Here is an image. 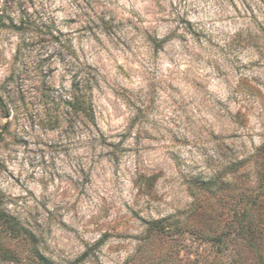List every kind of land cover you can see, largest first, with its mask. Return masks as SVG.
<instances>
[{
  "label": "rangeland",
  "instance_id": "rangeland-1",
  "mask_svg": "<svg viewBox=\"0 0 264 264\" xmlns=\"http://www.w3.org/2000/svg\"><path fill=\"white\" fill-rule=\"evenodd\" d=\"M0 17V209L23 227L0 225V264H264V0ZM83 64L103 138L64 105L44 118Z\"/></svg>",
  "mask_w": 264,
  "mask_h": 264
},
{
  "label": "trees",
  "instance_id": "trees-1",
  "mask_svg": "<svg viewBox=\"0 0 264 264\" xmlns=\"http://www.w3.org/2000/svg\"><path fill=\"white\" fill-rule=\"evenodd\" d=\"M4 26L5 23L0 17V29ZM90 70L91 68L89 66L84 64L82 65V68L80 70L81 75L77 81L71 84L70 94L67 101H63L61 98L57 97L51 98L49 104H51L52 107L45 109L47 113L44 114V118L47 117L46 120L49 122H51L53 119L55 121L57 116H52L53 108L54 110H57L58 106L64 105L67 112L82 120L81 130L84 133H88L90 135L92 134L93 137L103 138L102 133L98 131L95 123V115L91 95L93 85L96 84V81L95 78L90 74ZM52 124H54L53 121ZM52 127L53 125L50 126V128ZM103 145L105 146L106 144L104 143ZM0 225L8 228V230L14 235H18L23 231L22 225L2 209H0ZM156 225L161 226V222H157ZM162 228L164 227L162 226ZM149 230H151V228H149ZM34 256L35 259H37L38 264H51L47 259L36 252Z\"/></svg>",
  "mask_w": 264,
  "mask_h": 264
}]
</instances>
